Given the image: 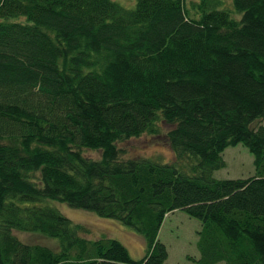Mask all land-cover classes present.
<instances>
[{
    "label": "trees",
    "instance_id": "16d2710c",
    "mask_svg": "<svg viewBox=\"0 0 264 264\" xmlns=\"http://www.w3.org/2000/svg\"><path fill=\"white\" fill-rule=\"evenodd\" d=\"M226 1L0 0V264H165L176 211L201 222L195 264H264V0ZM163 126L173 160L125 158ZM239 144L255 174L217 179ZM56 203L120 222L145 256Z\"/></svg>",
    "mask_w": 264,
    "mask_h": 264
},
{
    "label": "rangeland",
    "instance_id": "374dc122",
    "mask_svg": "<svg viewBox=\"0 0 264 264\" xmlns=\"http://www.w3.org/2000/svg\"><path fill=\"white\" fill-rule=\"evenodd\" d=\"M115 2L125 9H134L136 5V0H115ZM226 3L228 6L232 5L231 0H227ZM261 123L264 124V121L257 124ZM167 130V126H163L161 136L144 135L125 143L122 146L126 152L125 158L144 156L159 158L162 161L173 160L174 154L165 137ZM88 155L94 158L99 157V154L94 152H88ZM223 157L226 167L215 173L217 179L248 178L255 174L254 156L244 145L227 148ZM56 205L59 211L74 224L83 225L88 229L86 238L92 240L103 237L113 238L127 248L133 260L139 261L145 256L147 250L145 239L120 222L101 218L93 212L75 209L64 203H56ZM200 230L201 222L189 217L185 212L176 211L169 214L159 233L160 242L168 250V260L165 264H195L193 260H199L201 256L198 249ZM16 235L26 243L49 247L56 245L54 241L39 235L20 232H16Z\"/></svg>",
    "mask_w": 264,
    "mask_h": 264
}]
</instances>
